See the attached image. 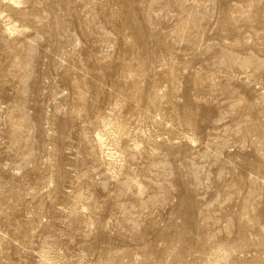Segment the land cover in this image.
I'll return each mask as SVG.
<instances>
[{
  "label": "rangeland",
  "instance_id": "rangeland-1",
  "mask_svg": "<svg viewBox=\"0 0 264 264\" xmlns=\"http://www.w3.org/2000/svg\"><path fill=\"white\" fill-rule=\"evenodd\" d=\"M0 264H264V0H0Z\"/></svg>",
  "mask_w": 264,
  "mask_h": 264
}]
</instances>
